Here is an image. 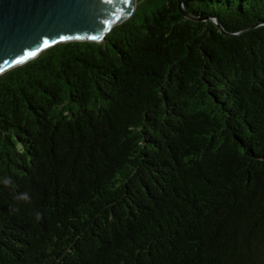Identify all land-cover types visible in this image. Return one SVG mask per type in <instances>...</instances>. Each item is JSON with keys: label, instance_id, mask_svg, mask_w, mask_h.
I'll return each mask as SVG.
<instances>
[{"label": "trees", "instance_id": "obj_1", "mask_svg": "<svg viewBox=\"0 0 264 264\" xmlns=\"http://www.w3.org/2000/svg\"><path fill=\"white\" fill-rule=\"evenodd\" d=\"M0 264H264V25L137 0L0 74Z\"/></svg>", "mask_w": 264, "mask_h": 264}, {"label": "water", "instance_id": "obj_2", "mask_svg": "<svg viewBox=\"0 0 264 264\" xmlns=\"http://www.w3.org/2000/svg\"><path fill=\"white\" fill-rule=\"evenodd\" d=\"M137 0H115L109 5L104 0H0V57L6 60L15 56L21 62L6 66L7 70L36 58L45 49L57 43L89 40L100 42L115 26L126 21L135 10ZM179 10L187 19L194 21L210 20L220 33L237 36L263 26L254 24L238 32L226 31L216 17L200 18ZM114 8H123L113 15ZM120 16L121 19L116 17ZM65 39H61V37ZM96 36L93 40L91 37ZM48 45L44 46L43 40ZM35 51V55L30 54ZM6 70V71H7ZM5 72V71H4ZM0 72V74L4 73Z\"/></svg>", "mask_w": 264, "mask_h": 264}, {"label": "snow or ice", "instance_id": "obj_3", "mask_svg": "<svg viewBox=\"0 0 264 264\" xmlns=\"http://www.w3.org/2000/svg\"><path fill=\"white\" fill-rule=\"evenodd\" d=\"M105 3L109 4V5H112L115 3V0H104ZM124 4H127L129 2V0H123ZM181 7H183V0H181ZM123 11V8H114L113 9V15H116V13L118 12H122ZM118 20L121 19L122 17L120 16H117L116 17ZM93 40L97 39L96 36H93L91 37ZM61 39H65V37H61ZM48 40L45 39L43 40V44L44 46H47L48 45ZM30 54L31 55H35V51H31L30 50ZM21 60L20 59H17L15 56L12 57V59L10 60H6V59H3L2 57H0V72H4L7 70L6 66H9V65H13V64H18L20 63Z\"/></svg>", "mask_w": 264, "mask_h": 264}]
</instances>
